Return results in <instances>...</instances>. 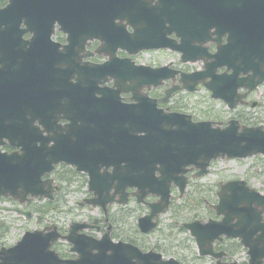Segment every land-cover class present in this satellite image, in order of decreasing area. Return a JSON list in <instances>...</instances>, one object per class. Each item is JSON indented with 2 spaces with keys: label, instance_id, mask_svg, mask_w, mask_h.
I'll use <instances>...</instances> for the list:
<instances>
[{
  "label": "flooded vegetation",
  "instance_id": "af4514ba",
  "mask_svg": "<svg viewBox=\"0 0 264 264\" xmlns=\"http://www.w3.org/2000/svg\"><path fill=\"white\" fill-rule=\"evenodd\" d=\"M158 1L121 0L119 3L117 0H0V11L11 6L9 12H0V110L11 116L13 127L22 126L24 133L25 122L33 113L40 118L35 123L41 121L39 129L43 131V135L51 137L56 132L61 149L71 146L76 151V159H80L95 157V147L102 156L108 154V144L103 140H94V117L99 116L97 124L100 127L108 115L125 116L126 114L121 115L117 110L120 105L134 106L137 117L144 108L153 114L160 109L166 113L188 114L194 121L210 120L224 124L232 117L225 118L222 115L224 113L233 112V118H237L248 113L249 109L260 108L261 98L257 97L255 100L253 95L264 87V83L247 92L243 103L230 108L221 100L213 99L202 81H194V73L204 69V57L201 55L214 53L216 41H201L200 30L195 29L198 25L191 20V14L186 13L185 8L183 12L179 5L159 6ZM196 16L199 17V14L196 13ZM190 27L194 28L193 32L199 31V36L192 38L191 44L195 49L187 54L171 46L142 47L153 43L156 35L163 36L162 41L179 45L182 40L180 35L186 30L188 33L185 37L189 36ZM225 36L226 34L223 38ZM211 37H216V34L212 33ZM193 57L196 59H192ZM143 66L162 68L168 77L162 78L159 85L148 83L149 75ZM225 71L230 73L221 64L215 73ZM188 75L190 79L187 78ZM211 101L221 105L217 103L207 106ZM46 123L51 125L47 126ZM51 129L56 130L52 132ZM26 138L29 135L14 139V144ZM52 143L51 139L49 145ZM17 149L18 146L8 140L0 145L2 152ZM63 154L66 158L67 155ZM105 158L104 156V162ZM84 164L81 161L78 166ZM112 170L113 166L102 165L99 173L106 175ZM195 172L196 170L187 173L188 184L180 197L188 196L189 191L199 182L198 179H201L193 177ZM53 176L57 181H72L69 190L81 192L76 204L79 208H86L89 214L80 215L70 222H85L87 227L81 230L82 233L100 238L107 232L114 241L131 242L141 251L155 249L163 255L181 258L183 261L194 256L200 262L207 259L198 251L192 250L188 242H178L177 239L175 244H170L168 241L176 230H183L185 223L196 218L221 219L209 204L217 203V190L222 180L214 187L215 198L210 202L205 201L203 211L199 210V206L198 213L192 219L182 215L187 210L186 206L175 204L179 193L175 194L178 191L171 184V204L168 211L159 214L158 227L149 233H142L138 220L149 213L147 203L158 200L155 194L147 195L145 202L138 201L137 186L128 185L123 194L126 195L125 203H118L117 200L122 195L115 193L113 202L95 206L81 205L86 199L96 195L95 190L89 187L90 174L87 169H78L77 165L71 166L60 161L54 168ZM60 185L57 196L68 191V185L63 182ZM108 185L109 182L105 181L104 186ZM211 186L204 183L202 185L204 191L207 189L210 193L213 192L209 189ZM114 191L115 188L111 187L108 194L111 195ZM59 201L62 202L63 199L59 198ZM32 205L34 202L21 207L29 210ZM44 219L42 216L32 229L46 226ZM61 223L57 220V228L62 234H66L69 228L65 229ZM186 232L190 235L189 231ZM186 240L192 242L188 238ZM17 241L18 239L8 245L0 244V247H10ZM238 244L240 245L235 238H216L212 248L224 254L221 259H208L212 264H216L218 260L230 261L242 248ZM53 248L62 258L76 256L64 239L56 241Z\"/></svg>",
  "mask_w": 264,
  "mask_h": 264
},
{
  "label": "water",
  "instance_id": "95a60500",
  "mask_svg": "<svg viewBox=\"0 0 264 264\" xmlns=\"http://www.w3.org/2000/svg\"><path fill=\"white\" fill-rule=\"evenodd\" d=\"M158 3L159 6H182L183 12L185 8V12L191 14V20L198 25L195 29L200 30L201 41H216V53L201 55L206 57V70L200 77L212 76L213 82L207 86L213 91V96H231V87L236 88L231 82L252 89L264 80V0H159ZM9 9L7 7L2 12ZM193 29L190 27L189 36L185 37L188 33L186 30L180 35L182 40L179 45L162 41L163 36L156 35L153 43L142 47L171 46L187 54L195 49L191 44L192 38L199 36V31L193 32ZM212 33L216 37L212 38ZM225 33H229L227 42L220 44L221 36ZM237 52L240 53L238 57ZM209 57L220 63H208ZM222 63L232 68L233 73L228 77L213 78L212 70ZM249 71L251 73L247 76H238ZM117 110L121 115L126 114L128 120L108 115L105 123L98 127L99 116L94 117V140L98 141L102 135L104 143H108L109 152L104 155L106 162L97 147L95 157L80 159H76V151L71 146L61 149L56 132L51 137L43 135L39 129L41 121L35 123L40 118L33 113L26 120L23 133V127L14 128L11 116L0 110V145L8 140L20 146V150L11 153L0 150V195L12 197L21 203L34 197L52 199L58 186L54 184V179L42 177L64 160L77 165L78 169H87L90 188L95 189L97 196L88 202L94 205L112 202L114 194H124L128 185L137 186L139 201L148 193L160 195L157 202L149 203L150 214L139 219L140 229L147 232L155 225L152 217L168 208L170 183L177 185L180 191L184 190L187 181L184 173L192 169L187 168L188 165L198 168L196 175L201 176L208 171L206 167L212 159L264 154L262 126L240 125L233 120L220 127L207 121L194 123L189 117L177 114L150 115L140 120L134 106L120 105ZM136 121L139 128L135 125ZM133 128L142 131V136H138ZM23 135H29V138L14 144V139H20ZM51 139L53 143L49 145ZM63 153L67 155L66 158ZM81 161L85 164L78 166ZM102 165L113 166L114 170L106 175L99 173ZM156 171L159 172L158 176L155 175ZM105 181L109 182L108 186H104ZM112 186L115 191L109 195L108 189ZM217 195L219 202L213 208L217 215H222L221 220H196L185 224L194 235L200 254L221 258L224 253L214 252L212 243L224 235L240 239L249 255L247 264H263L264 195L250 188L243 180L221 184ZM117 202L125 203V195ZM26 215L29 217L31 213ZM83 227L86 225L74 222L66 236H61L53 224L43 230L27 231L16 245L0 248V264H180L174 258L163 260L160 253L152 250L142 252L128 243H113L108 234L100 239L78 234ZM59 237L74 244L71 250L78 252L75 259H60L51 249L52 243ZM216 264L238 263L218 260Z\"/></svg>",
  "mask_w": 264,
  "mask_h": 264
},
{
  "label": "rangeland",
  "instance_id": "374dc122",
  "mask_svg": "<svg viewBox=\"0 0 264 264\" xmlns=\"http://www.w3.org/2000/svg\"><path fill=\"white\" fill-rule=\"evenodd\" d=\"M253 96L255 100H257V97L261 98V105L259 106L260 108L249 109L247 112L250 115H254L257 117V123L264 124V87L258 89ZM217 103L221 105V103L219 102L211 101L209 104L207 103V106L216 105ZM222 115L226 118L234 115V113L227 112ZM259 168H261L262 171H260ZM263 168L264 157L262 156H255L237 160H219L212 164L210 173L201 178L200 183L212 185L211 187H209V189L211 188L214 192V187L219 180L245 178L246 180H248L250 185L263 192L264 175L261 174L263 172ZM69 186L70 185H68V191L65 190V193L63 194L64 202L60 204V208L57 210L48 211L45 215L43 223H48L49 220H52L54 222L58 220L62 222L61 224L64 227H67L71 220H75L80 215L89 214L86 208H79V206L76 204V200H78L82 195L81 192L79 193L69 190ZM175 194H178V192ZM202 194L204 196L206 195L208 199H214V193L208 192L207 189L206 192L203 191ZM192 197L193 196L191 195L189 199ZM181 200L182 199H178L176 201V204H184L186 201V199H184L183 201ZM188 204L191 205V202H188ZM18 207L20 206L14 205L10 200L0 199V244L8 245L13 243L16 239L20 238L25 230L32 229L37 223V220L34 216L27 218L25 215L18 214L13 210ZM175 233L178 240L175 237L170 236V241H168L170 244H175L176 240L178 242H188L190 243L189 246L191 247V249L194 251L196 250L194 247V242H189L185 239L188 237L186 233L180 231H177ZM179 233L184 234L178 236L177 234ZM234 258L238 261H243L245 259L244 253H240ZM185 261L188 264H199V261L196 257L187 258L185 259ZM201 264H212V262L209 259H206Z\"/></svg>",
  "mask_w": 264,
  "mask_h": 264
},
{
  "label": "trees",
  "instance_id": "16d2710c",
  "mask_svg": "<svg viewBox=\"0 0 264 264\" xmlns=\"http://www.w3.org/2000/svg\"><path fill=\"white\" fill-rule=\"evenodd\" d=\"M239 245V244H238ZM239 247H240V245H239Z\"/></svg>",
  "mask_w": 264,
  "mask_h": 264
}]
</instances>
